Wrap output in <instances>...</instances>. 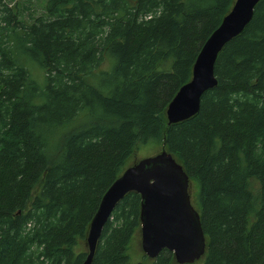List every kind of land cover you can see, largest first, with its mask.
I'll return each instance as SVG.
<instances>
[{"label":"trees","instance_id":"trees-1","mask_svg":"<svg viewBox=\"0 0 264 264\" xmlns=\"http://www.w3.org/2000/svg\"><path fill=\"white\" fill-rule=\"evenodd\" d=\"M233 3L46 0L26 21L0 0V264H82L103 194L151 141L196 183L200 264H264V0L218 53L197 113H165ZM140 203H116L92 264L128 263ZM137 264L178 263L163 249Z\"/></svg>","mask_w":264,"mask_h":264},{"label":"water","instance_id":"water-1","mask_svg":"<svg viewBox=\"0 0 264 264\" xmlns=\"http://www.w3.org/2000/svg\"><path fill=\"white\" fill-rule=\"evenodd\" d=\"M258 1L234 0L229 12L200 49L190 80L168 103L165 111L168 124L197 113L201 96L217 84L214 65L218 53L244 29ZM189 189L188 175L166 149L125 168L105 191L91 219L86 237L88 252L82 264H92L105 222L116 203L129 191L141 196L140 244L148 258H155L163 249L171 251L178 264L193 263L201 258L206 240Z\"/></svg>","mask_w":264,"mask_h":264},{"label":"rangeland","instance_id":"rangeland-1","mask_svg":"<svg viewBox=\"0 0 264 264\" xmlns=\"http://www.w3.org/2000/svg\"><path fill=\"white\" fill-rule=\"evenodd\" d=\"M4 1H7L9 6H12L13 10L15 8L17 10H19L22 17L26 21H30L31 16L36 17V16L40 15L43 12L44 5L46 2V0H11L12 2L8 1V0H4ZM33 65H35V64H33ZM36 68L37 67H35L32 72L35 75V77L38 79V80L35 79L36 83L42 89L44 87L45 80H43L44 79L43 76H42L43 77V79H42L40 73L38 72V70ZM27 69L29 70V73L32 76L31 70L29 68H27ZM41 80H42V82H40ZM162 147H163V145L160 141L159 142L151 141L147 144H143V145L139 146L132 153L130 158L128 159L126 166H130L140 159L151 157V156L158 154L162 150ZM252 185L257 187L258 184L256 181H253ZM189 190H190L191 202H192L193 206L196 208L197 205L195 203V193H196L197 188H196V183L194 181H190V189ZM140 241H141V236H140V230L138 229L133 234V236L130 240V243L128 245L129 260H128L127 264H137L138 262H141L143 260H148V258L147 259L143 258L144 252L141 248ZM77 249L86 250L87 247L85 246V244L83 242H81ZM202 260H203V258H199L198 260H196L194 262V264H200Z\"/></svg>","mask_w":264,"mask_h":264}]
</instances>
